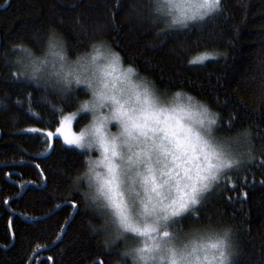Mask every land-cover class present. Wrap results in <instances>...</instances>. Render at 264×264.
<instances>
[{
  "label": "trees",
  "instance_id": "1",
  "mask_svg": "<svg viewBox=\"0 0 264 264\" xmlns=\"http://www.w3.org/2000/svg\"><path fill=\"white\" fill-rule=\"evenodd\" d=\"M134 2L138 0H129ZM140 6L143 21L130 20L125 9H118L113 27L108 19L112 5L104 0H0V264H132L131 257L122 255V241L105 244L102 215L72 186L88 154L60 138L47 152L43 138L23 131L49 130L53 114L58 121L79 101L68 107L56 90L10 78L16 70L11 62L20 53L11 45L23 42L41 56L49 27L64 39L70 59L89 51L93 39L104 40L121 54L125 66L136 67L163 95L185 90L222 117L236 114L235 127L222 135L236 138L241 151L244 140L238 134L251 127L255 159L231 170L226 182L222 175L208 197L211 218L201 212L175 227L196 235L231 226L238 249L234 264H264V0H226L220 17L173 28L167 38L156 35L164 23L149 22L148 0ZM78 17L88 35L76 23ZM96 25L104 30L93 33ZM197 54H207V59L188 63ZM76 92L80 98L89 94L84 87ZM87 119L88 114L81 115L76 130ZM36 164L49 176L47 181ZM73 195L79 196L78 208L70 206ZM5 199L8 204L2 203ZM9 218L15 221L14 238L6 234Z\"/></svg>",
  "mask_w": 264,
  "mask_h": 264
},
{
  "label": "snow or ice",
  "instance_id": "2",
  "mask_svg": "<svg viewBox=\"0 0 264 264\" xmlns=\"http://www.w3.org/2000/svg\"><path fill=\"white\" fill-rule=\"evenodd\" d=\"M8 2L9 0H5V3ZM104 3L106 6L112 5V8L108 9V19L113 27H116L115 10L118 9H125L130 20L135 17L143 21L144 10L140 6L142 0L134 3H129V0H115L114 4L113 0H104ZM148 5L150 7H145L148 8L149 22L153 26L165 24L156 35L167 38L173 28H188L191 23L220 17L226 8V0H148ZM76 23L82 32L89 34L79 17ZM104 27L96 25L92 31L99 33ZM43 38L46 41V52L40 56L43 57L40 62L47 63L51 56L52 67L56 69V82L63 80L69 85L71 80L76 82L75 87L52 88L64 97L66 106L71 107L80 99L76 87L85 86L87 90L93 91L94 102L99 101L104 105L110 101L114 105L113 116L121 121L125 128L129 152L124 156L114 142L111 146L105 143L102 163L107 174L100 176L97 188V196L104 203L89 204L103 217V224L99 227L104 229L105 244L111 246L117 241H126L127 234H132L133 238L141 241V246L135 249L126 247L122 255L131 257L132 264H136L137 258L147 264L148 261L155 260L157 254L162 253V245L189 240L187 235L181 236V229L175 226L186 216L199 218L201 212L211 218V201L208 197L214 188L222 183V175L225 176L223 182H226L231 170L239 168L245 159H255L251 127L238 134V137L244 140V150L241 151V145L236 138L222 135L235 127L238 119L236 114L230 112L225 118L207 105L197 109L201 116L199 127L186 125L170 109L163 105L157 106V99L167 100L157 88L153 93L148 85L144 84L141 98L140 86L132 79L129 69L122 66L121 54L106 41L93 39L90 50L72 61L65 55V41L54 27H49ZM11 48L29 50L23 42L13 44ZM30 52L36 55L32 48ZM218 55L226 56L227 53ZM17 57L18 55L11 62L16 66V70L10 73V78L14 81L29 79L19 68ZM206 59L207 54H197L189 59L188 63H203ZM36 84L39 85V81ZM18 86L22 91H26L23 85ZM48 86L45 83V87ZM133 89H136V100L140 104L135 111L125 107L128 103L127 93ZM27 95L31 96L30 93ZM2 103L0 100V104ZM76 116L75 112H68L57 121L53 114V119L47 122L49 130L28 127L23 131L38 134V138H43L48 149L53 150L64 127ZM57 124L59 126H56ZM83 141L82 132L75 133L71 138L64 136V143L74 144L79 149L82 148ZM116 157H120L119 163ZM35 167L47 181L49 176L41 165L36 164ZM83 198L86 200L84 194ZM71 199L70 206L78 208L79 196L73 195ZM2 203L8 204L9 200L5 199ZM15 227V221L9 218L6 234L14 238ZM93 230L95 231V227ZM170 253L168 264H180L184 261V255L178 254L175 249H171ZM160 259L163 260L164 256L160 255ZM93 264L99 262L94 261ZM184 264L191 262L184 261Z\"/></svg>",
  "mask_w": 264,
  "mask_h": 264
},
{
  "label": "clouds",
  "instance_id": "3",
  "mask_svg": "<svg viewBox=\"0 0 264 264\" xmlns=\"http://www.w3.org/2000/svg\"><path fill=\"white\" fill-rule=\"evenodd\" d=\"M27 48L29 50H20L16 62L30 80L35 83L39 81V85L47 83L50 88L76 86L75 80H71V85L63 80L57 83L54 78L56 69L52 67L51 56H49L47 63L42 64L40 61L43 57L31 54L30 47L27 46ZM65 55L68 57L67 50ZM71 60L75 61L76 59ZM127 68L132 79L140 86L141 98H143L142 89L144 84H147L149 89L155 93L156 85L150 78L138 76V69L132 65H128ZM120 87L130 86L120 85ZM88 92V95L79 99L73 110L77 116L88 113V119L78 129V132L84 134L81 150L86 151L88 155L85 157V167L73 176L72 186L83 192L87 204L100 205L104 202L98 198L97 188L100 176L107 174L102 163L104 145L107 142L111 146V143L114 142L124 156H127L129 152V145L126 142L127 137L124 125L113 116L114 105L110 101L105 102L104 105H101L99 101L94 102L93 91L89 89ZM135 92L136 89H133L127 93L128 103L125 105V107L133 111L140 107L136 100ZM161 105L173 111L175 116L181 118L184 124L191 125L194 128L199 127L201 119L197 109L207 106L205 102L185 90L172 92L167 96L166 101L157 99V106ZM161 119H163V115ZM113 125L115 126L113 127ZM116 160L119 163L120 157H116ZM102 224L103 222L99 226ZM233 236L231 226L225 225L207 231L199 238H191L184 242L173 241L167 245H162V253L157 254V258L148 261L147 264H168L171 249H175L178 254L184 255V261H190L191 264H234L238 249ZM140 246L141 241H138L129 248L135 249ZM160 255L164 256L163 260L160 259ZM184 261H181L180 264H184ZM136 264H145V261L137 258Z\"/></svg>",
  "mask_w": 264,
  "mask_h": 264
},
{
  "label": "rangeland",
  "instance_id": "4",
  "mask_svg": "<svg viewBox=\"0 0 264 264\" xmlns=\"http://www.w3.org/2000/svg\"><path fill=\"white\" fill-rule=\"evenodd\" d=\"M192 24V23H191ZM70 59V58H69ZM122 66L123 67H127V66H125L123 63H122ZM139 76V75H138ZM28 81H31V82H33L32 80H30V79H27ZM33 83H35V82H33ZM36 84V83H35ZM43 86H45V85H43ZM49 87V86H48ZM79 87H84L85 88V86H77L76 88H79ZM54 90V89H53ZM162 94V93H161ZM167 97V96H166ZM72 112V111H71ZM68 113V112H67ZM67 113H64V114H67ZM85 114H88V113H83V114H81V115H85ZM81 115H79V116H76V118L74 119V120H72L71 122H69L65 127H64V129H63V133L58 137V138H60L61 140H62V142L64 143V136H67V137H69V138H71L75 133H78V130H76V122H77V120H78V118L81 116ZM115 125H113V127H114ZM48 129H46V131H47ZM65 145H67V146H70V147H74V148H77V149H79L76 145H68V144H66V143H64ZM79 150H81V149H79ZM49 151H51V150H49L48 149V146H47V152H49ZM81 151H83V150H81ZM84 152H86V151H84ZM87 153V152H86ZM88 154V153H87ZM138 187V186H137ZM180 235L181 236H184V235H187L188 236V238L189 239H191V238H199L201 235H203L202 233L201 234H196V235H190V234H188V233H186V232H180ZM193 236V237H192ZM139 241V239L138 238H133V235L132 234H127V240L126 241H122L123 242V247L124 248H126V247H130V246H132V245H134L135 243H137Z\"/></svg>",
  "mask_w": 264,
  "mask_h": 264
},
{
  "label": "water",
  "instance_id": "5",
  "mask_svg": "<svg viewBox=\"0 0 264 264\" xmlns=\"http://www.w3.org/2000/svg\"><path fill=\"white\" fill-rule=\"evenodd\" d=\"M0 136H1V132H0Z\"/></svg>",
  "mask_w": 264,
  "mask_h": 264
}]
</instances>
